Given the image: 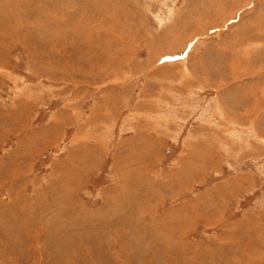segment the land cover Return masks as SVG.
Instances as JSON below:
<instances>
[{
  "label": "rangeland",
  "instance_id": "obj_1",
  "mask_svg": "<svg viewBox=\"0 0 264 264\" xmlns=\"http://www.w3.org/2000/svg\"><path fill=\"white\" fill-rule=\"evenodd\" d=\"M0 264H264V0H0Z\"/></svg>",
  "mask_w": 264,
  "mask_h": 264
}]
</instances>
